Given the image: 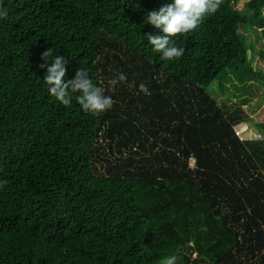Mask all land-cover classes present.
<instances>
[{"label":"trees","instance_id":"trees-1","mask_svg":"<svg viewBox=\"0 0 264 264\" xmlns=\"http://www.w3.org/2000/svg\"><path fill=\"white\" fill-rule=\"evenodd\" d=\"M168 3L0 0V264H264V121L242 132L255 137L236 131L257 86L220 103L206 90L227 68L251 72L241 32L264 31V0L246 14L222 0L173 38L174 61L146 38L163 34L147 13ZM48 49L68 60L65 80L86 70L113 107L93 117L77 94L50 97Z\"/></svg>","mask_w":264,"mask_h":264},{"label":"clouds","instance_id":"clouds-1","mask_svg":"<svg viewBox=\"0 0 264 264\" xmlns=\"http://www.w3.org/2000/svg\"><path fill=\"white\" fill-rule=\"evenodd\" d=\"M222 0H172V3L164 4L157 10L147 13V24L156 29H160L162 35H146L147 41L152 46L153 52L160 53L161 59L165 61L178 60L183 56L184 49L176 46L173 39L179 35L194 31L200 26L204 19L214 14L220 7ZM8 19L7 11L0 10V20ZM52 55L51 49L42 53L41 59L45 61L39 65L41 69L46 68L43 82L47 86L50 97L60 102L64 106H69L72 102V94H77L75 99L85 114L98 117L110 110L115 101L112 96L105 94V87L97 86L89 78L86 70L79 68L75 72L74 78L65 80L68 60L64 56L56 55L51 62L48 58ZM127 81V76L120 72L115 78L109 79L107 91L114 92L119 83ZM141 91L148 93L147 86L143 83L139 85ZM253 123V120L241 122L240 135H249L242 132ZM6 182H0L2 186ZM161 264H177V257L170 255L161 260Z\"/></svg>","mask_w":264,"mask_h":264},{"label":"rangeland","instance_id":"rangeland-1","mask_svg":"<svg viewBox=\"0 0 264 264\" xmlns=\"http://www.w3.org/2000/svg\"><path fill=\"white\" fill-rule=\"evenodd\" d=\"M249 1L250 0H237L238 4L236 5V10L241 14H246L249 10ZM261 27H253L246 29L241 32L242 37L244 38L246 49V61L250 64L251 72L246 73V76H242V71L239 72L238 79L235 77L234 71L235 68H227L223 70L220 76L212 81L206 86L207 92L211 97L215 98L217 102L226 101L230 98V93L237 92V95L243 93L241 90V84L248 83L253 86H257L254 91L253 88H250V92L254 94L253 100L245 107L246 111L249 112V119L253 120L252 125L255 123H260L264 121V33ZM256 33V34H253ZM253 42V44H252ZM121 57L120 53H117L116 60H119ZM238 66L237 69H239ZM262 80V81H261ZM238 88V90H235ZM242 125V124H241ZM244 126V125H243ZM252 129L253 127H249ZM245 129V126L243 127ZM240 127H237L238 133L241 134L243 130ZM248 129V130H250ZM257 130V131H256ZM253 129L250 131V137H255L258 129ZM189 165L194 164L193 159H189ZM195 254H192L194 257ZM161 264V263H158Z\"/></svg>","mask_w":264,"mask_h":264},{"label":"crops","instance_id":"crops-1","mask_svg":"<svg viewBox=\"0 0 264 264\" xmlns=\"http://www.w3.org/2000/svg\"><path fill=\"white\" fill-rule=\"evenodd\" d=\"M248 132L244 133V134H247Z\"/></svg>","mask_w":264,"mask_h":264},{"label":"built area","instance_id":"built-area-1","mask_svg":"<svg viewBox=\"0 0 264 264\" xmlns=\"http://www.w3.org/2000/svg\"><path fill=\"white\" fill-rule=\"evenodd\" d=\"M237 131V133H238V130H236Z\"/></svg>","mask_w":264,"mask_h":264}]
</instances>
